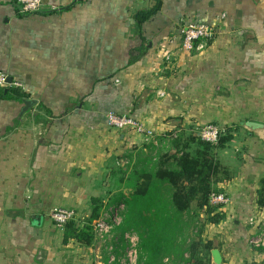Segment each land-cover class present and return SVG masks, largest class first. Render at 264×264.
I'll list each match as a JSON object with an SVG mask.
<instances>
[{
    "label": "crops",
    "instance_id": "crops-1",
    "mask_svg": "<svg viewBox=\"0 0 264 264\" xmlns=\"http://www.w3.org/2000/svg\"><path fill=\"white\" fill-rule=\"evenodd\" d=\"M161 1L143 43L134 17L151 0H47L30 16L0 0V72L36 101L21 115L23 102L0 100V264H41L34 257L47 249L54 261L44 228L53 209L107 203L121 190L120 163L131 154L208 124L233 130L216 152L229 173L215 185L230 200L225 224L245 239L250 223L264 222L256 203L264 133L244 128L264 124V0ZM196 22L219 33L187 51L180 32ZM143 44L144 55L131 63ZM109 113L136 119L145 133L114 130ZM34 215L44 217L42 227L32 225ZM227 237L223 264H239L245 240Z\"/></svg>",
    "mask_w": 264,
    "mask_h": 264
},
{
    "label": "trees",
    "instance_id": "trees-1",
    "mask_svg": "<svg viewBox=\"0 0 264 264\" xmlns=\"http://www.w3.org/2000/svg\"><path fill=\"white\" fill-rule=\"evenodd\" d=\"M14 4L19 11L16 0ZM161 8L162 1L157 0L155 6L136 13L137 35L142 37L144 25ZM145 49L144 44L136 49L140 56L131 63L137 62ZM29 99L30 96L21 88H0V100L23 102ZM39 109L51 114L42 105ZM232 133V129H227L217 145L202 142L198 135L182 133L177 137L171 135L161 145L148 147L150 153L135 169L134 191L130 196L123 197L126 208L121 215L122 222L116 228L120 232L121 242H125L127 233H135L139 237L137 264H212L214 243L203 240V231L198 233L199 239H191L190 234L197 229V218L203 214L214 225L225 220V213L220 210L222 207L212 206L210 197L215 185L226 181L220 176L229 177L216 152L233 140ZM193 145L197 147L194 149ZM92 202L93 222L99 219L103 202L96 198ZM256 203L259 209L264 210V178L257 192ZM92 230L90 226L80 229L75 220L71 221L65 227L63 244L68 245L76 240L90 247L95 240ZM205 253L210 256L208 261Z\"/></svg>",
    "mask_w": 264,
    "mask_h": 264
},
{
    "label": "rangeland",
    "instance_id": "rangeland-1",
    "mask_svg": "<svg viewBox=\"0 0 264 264\" xmlns=\"http://www.w3.org/2000/svg\"><path fill=\"white\" fill-rule=\"evenodd\" d=\"M151 1V7L155 6L157 0ZM33 108L34 107H32L31 109ZM191 135L194 134L192 133ZM224 136L225 135H223L222 138ZM196 147V145H193L194 149ZM147 155L148 152H144V150L141 149L131 154V157L125 160V163L123 165H121L120 163V172L116 180L120 182L119 187L121 188V190L112 199L108 200L107 203L103 202L104 199H100L103 203L101 204L100 217L98 220H94L93 222L91 221L94 209L92 201H90L91 203H89L88 205L83 206L81 209L76 210L72 208L77 213V216L75 218V223L77 227H79L80 229H84L88 226L93 228L92 231L95 234V240L92 246L88 247L76 240H72L69 242L68 245H64L63 238L65 229H59L54 224L50 216H47L45 218L44 224V228L47 229L46 239L53 241V251L56 253V259H54V261L47 259L46 252L48 251V249L47 251L43 250L44 253H41L39 256H35L34 259L36 261L41 262V264H134L136 261V255L134 252L135 248H133V244L131 242L125 240L126 237L124 238L125 242H121L122 239L120 232L116 229L118 225L112 223V219L110 218V210L113 207L118 206L120 203H123V197H127L131 193H133L136 179V166L139 164L140 161L144 160ZM225 178V175L220 176V179ZM116 180H114V182L109 183L110 186L112 185V188L115 186ZM98 185L99 187H104V183L102 181L98 182ZM125 193H127L128 195L126 196ZM225 207H222L220 210H223L225 212ZM118 219H122L120 215ZM197 219V229L190 234L191 239H199L197 235L200 231H203V240H214L215 244L219 246L222 254L224 256H227L228 258L227 254H229V252L227 249L228 247H230L229 241L231 240L227 237V235L230 234L231 238L241 240L240 242H243L245 240V243H239L240 248L238 250V255L241 256V259L245 257V264H264V259L262 258V255L260 253L262 252L260 251V249H264V222L260 223L254 221L253 224L250 223V226L246 227L245 229L247 230V233H249V237L241 239L238 235L242 232L238 231L237 228H234V226L232 227V222L229 226L225 224V221L224 223L214 225L209 223L206 215L204 214ZM102 220L106 221V227L104 228L99 227V223ZM132 253L133 255L130 258V255ZM204 255L206 257V260L208 261V259L210 258L209 254L205 253ZM241 259L239 261V264L242 263Z\"/></svg>",
    "mask_w": 264,
    "mask_h": 264
},
{
    "label": "built area",
    "instance_id": "built-area-1",
    "mask_svg": "<svg viewBox=\"0 0 264 264\" xmlns=\"http://www.w3.org/2000/svg\"><path fill=\"white\" fill-rule=\"evenodd\" d=\"M47 0H16L19 13L23 16H30L37 14L44 10ZM218 35V27L210 23H195L184 26L181 30L183 49L187 51H193L198 43H205L213 41ZM202 48V45L201 47ZM8 75L0 72V88H21L20 84L13 81V84H8ZM107 123L109 127L117 131L135 130L138 133H145L143 126L134 118L127 115H118L115 113H109L107 115ZM196 135L201 138L205 143L217 145L222 136L225 135L226 129L219 127L218 125L208 124L203 127H199L196 130ZM151 135V133H149ZM177 137V134L173 135ZM230 200L225 192L213 191L210 197V203L214 207H225L229 204ZM126 205L120 203L118 206L113 207L110 210L112 223L121 224L122 219H118L119 215L122 218V213L125 211ZM77 216L75 210L66 208H55L51 211L50 218L54 224L59 228L64 230L68 223L74 221ZM106 220V219H105ZM102 220L99 223L100 228L106 227V221ZM125 240H128L133 244L135 248L136 261L138 258V245L139 237L135 233L125 234ZM133 253L130 255L132 257ZM131 264V263H128Z\"/></svg>",
    "mask_w": 264,
    "mask_h": 264
},
{
    "label": "water",
    "instance_id": "water-1",
    "mask_svg": "<svg viewBox=\"0 0 264 264\" xmlns=\"http://www.w3.org/2000/svg\"><path fill=\"white\" fill-rule=\"evenodd\" d=\"M244 32H238L236 33V36L243 35ZM13 77L9 76L7 79L8 84H13ZM7 92V91H6ZM24 107L22 109L21 115H24L27 113L32 107L36 105V101L34 100H24L23 101ZM244 128L246 131L249 132L251 136H253L256 133H264V124L262 123H256V122H248L244 125ZM44 217L41 215H34L32 217V225L34 227H42L43 226ZM211 258H212V264H223V256L219 249H213L211 251Z\"/></svg>",
    "mask_w": 264,
    "mask_h": 264
}]
</instances>
